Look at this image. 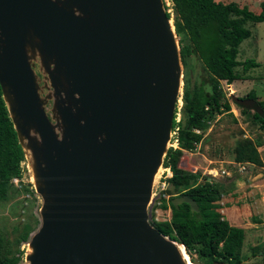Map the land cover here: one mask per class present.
<instances>
[{
  "label": "water",
  "instance_id": "water-1",
  "mask_svg": "<svg viewBox=\"0 0 264 264\" xmlns=\"http://www.w3.org/2000/svg\"><path fill=\"white\" fill-rule=\"evenodd\" d=\"M181 71L162 0H0V94L40 201L25 264H188L149 222Z\"/></svg>",
  "mask_w": 264,
  "mask_h": 264
},
{
  "label": "rangeland",
  "instance_id": "rangeland-1",
  "mask_svg": "<svg viewBox=\"0 0 264 264\" xmlns=\"http://www.w3.org/2000/svg\"><path fill=\"white\" fill-rule=\"evenodd\" d=\"M215 1L223 4L234 2L238 7L244 6L250 12L258 14L259 3L264 0ZM165 9L169 15L168 20L173 26L174 11L170 3L168 5L165 3ZM243 27L250 32V36L238 46L236 61L244 62L250 59L257 65L246 72L241 70V66L234 68L233 71L238 74V78L229 85L224 81L210 84L201 74V64L193 55L183 51V57H181L179 43L185 46L187 40L184 36L175 34L182 68L180 95L176 103L174 120L175 128L178 129V125L185 122L181 110L184 88L192 90L194 85L198 86L201 83L204 94L207 96L210 88L217 86L221 91L219 103L229 105L227 112H224L223 107L220 106V114H214L212 111L210 114L209 105L203 107L206 113L203 120L204 128L194 130L201 139L195 144L194 150H180L177 166L185 172H198L195 175L197 184L207 180L218 187L219 196L215 203L218 206L211 212L217 213L230 227L243 230V240L239 251L240 264H264V130L253 119V110L245 109V112L244 108L230 100V96L245 99L247 94L252 93L255 102L264 101V23L245 22ZM34 71L41 86L44 79L38 64H35ZM175 128L173 131L176 136ZM242 147L256 150L254 164L234 163L237 152ZM26 165L25 161L21 163V178L10 181L6 198L0 200V238L5 244L6 256L19 258L16 264H25L23 256L27 251L28 235L38 225L37 212L40 201L33 192ZM212 170L215 172L210 174L209 171ZM221 172L225 173L221 174ZM168 189L171 190V187L168 186ZM168 196V199L171 198L169 194ZM169 217V207L163 209L161 206H154L152 208L153 222L169 220ZM188 259L191 264H206L195 255Z\"/></svg>",
  "mask_w": 264,
  "mask_h": 264
},
{
  "label": "trees",
  "instance_id": "trees-1",
  "mask_svg": "<svg viewBox=\"0 0 264 264\" xmlns=\"http://www.w3.org/2000/svg\"><path fill=\"white\" fill-rule=\"evenodd\" d=\"M164 1L162 0L163 5ZM168 1L174 11V32L187 40L185 46L179 43L181 57L183 51L193 55L201 64V74L210 84L224 81L229 85L238 78V74L233 71L234 68L241 66V70L246 72L257 65L250 59L238 62L236 57L238 46L250 36V32L243 27L245 22L254 24L264 22V1L259 3L258 14L250 12L244 6L238 7L234 2L223 4L215 0ZM163 8L166 10L165 6ZM165 15L169 19V15L167 13ZM204 93L201 83L198 86L194 85L192 90L184 88L182 91L181 110L185 122L178 125L175 136L180 150H194L195 144L201 139L194 130L204 128L205 105H209L210 114L211 111L220 114V106L224 112L229 111L227 103H219L221 91L217 86L210 88L207 96ZM245 98L255 99L252 93L247 94ZM256 104L261 114L253 112V119L264 130V101ZM243 111L246 112L245 109ZM175 113L176 108L173 118ZM174 128L175 123L172 122V130ZM180 150L168 148L163 158L162 167L170 169L171 177L165 181L166 189L161 195L165 197L169 194L171 198L165 202V198L160 197L159 205L163 209L169 207L170 217L169 220L152 222L153 227L160 235L181 244L188 257L195 255L206 264H240L239 251L243 230L230 227L217 213L211 212L218 206L215 204L219 196L218 187L207 180L197 184L195 175L198 172H185L178 168ZM255 151L253 148H240L234 163L254 164L256 161L254 156L257 154ZM24 160V154L17 143L0 94V200L6 198L10 181L21 178V163ZM179 196L192 199L198 208L197 212L190 213L186 204L174 208L170 201ZM4 245L0 238V264H16L19 258L7 257Z\"/></svg>",
  "mask_w": 264,
  "mask_h": 264
},
{
  "label": "built area",
  "instance_id": "built-area-1",
  "mask_svg": "<svg viewBox=\"0 0 264 264\" xmlns=\"http://www.w3.org/2000/svg\"><path fill=\"white\" fill-rule=\"evenodd\" d=\"M167 5L169 4L168 1L165 2ZM177 131V128H175ZM174 130V129H173ZM171 130V138H170V142H169V147L172 150L178 149V143L177 140L175 138V134L174 131ZM175 131V132H176ZM174 135V136H173ZM212 172H215V170L209 171V173L211 174ZM224 172H221V174H223ZM170 177V172L167 168H163L161 175L159 176V180H158V184H157V189H156V198L154 200L155 205L159 204V199L160 197H164L163 195H161V192L164 191L165 187H166V180L169 179Z\"/></svg>",
  "mask_w": 264,
  "mask_h": 264
},
{
  "label": "clouds",
  "instance_id": "clouds-1",
  "mask_svg": "<svg viewBox=\"0 0 264 264\" xmlns=\"http://www.w3.org/2000/svg\"><path fill=\"white\" fill-rule=\"evenodd\" d=\"M166 1H168V0H165V2H166ZM165 2H164V5H163V6H165ZM168 3H169V1H168ZM165 13H166V10H165ZM242 99H243V98H242ZM245 99H246V98H245ZM175 115H176V113H175ZM174 120H175V116H174V118H173V122H174ZM174 123H175V122H174ZM171 130H172V128H171ZM175 150H180V149L178 148V149H175ZM238 165H240V164H238ZM163 168H164V167H163ZM167 169H168L169 172H170V169H169V168H167ZM224 173H225V172H224ZM224 173H223V174H224ZM170 177H171V172H170ZM170 177H169V178H170ZM165 189H166V187H165ZM168 197H169L168 195L165 196V197H164L165 200H168ZM179 197H180V196H179ZM175 198H176V197H175ZM159 203H160V202H159ZM154 206H157V207H158L159 204H158V205L153 204L152 208H153ZM154 210H155V209H154ZM151 214H152V210H151ZM149 222H150V224L153 226V223H152L153 221L151 220V215H150V221H149ZM179 245H181V244H179ZM183 248H184V247H183ZM184 251H185V249H184ZM185 253H186V252H185ZM186 255H187V254H186ZM187 257H188V255H187Z\"/></svg>",
  "mask_w": 264,
  "mask_h": 264
},
{
  "label": "bare ground",
  "instance_id": "bare-ground-1",
  "mask_svg": "<svg viewBox=\"0 0 264 264\" xmlns=\"http://www.w3.org/2000/svg\"><path fill=\"white\" fill-rule=\"evenodd\" d=\"M180 251H182V248L181 247H180ZM187 262H188V264H191L189 260Z\"/></svg>",
  "mask_w": 264,
  "mask_h": 264
},
{
  "label": "crops",
  "instance_id": "crops-1",
  "mask_svg": "<svg viewBox=\"0 0 264 264\" xmlns=\"http://www.w3.org/2000/svg\"><path fill=\"white\" fill-rule=\"evenodd\" d=\"M263 23H264V22H263ZM256 24H257V23H256ZM246 39H247V38H246ZM246 39H244V40H246ZM244 40H243V41H244ZM240 44H241V43H240Z\"/></svg>",
  "mask_w": 264,
  "mask_h": 264
}]
</instances>
